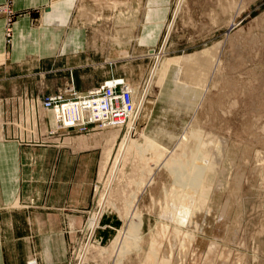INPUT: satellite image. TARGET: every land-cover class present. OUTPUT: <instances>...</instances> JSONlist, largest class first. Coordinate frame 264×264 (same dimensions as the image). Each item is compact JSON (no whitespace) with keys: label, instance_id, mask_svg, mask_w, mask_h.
<instances>
[{"label":"rangeland","instance_id":"rangeland-1","mask_svg":"<svg viewBox=\"0 0 264 264\" xmlns=\"http://www.w3.org/2000/svg\"><path fill=\"white\" fill-rule=\"evenodd\" d=\"M14 1L0 3L8 47L25 13L87 41L71 62L58 53L32 72L31 92L4 97L5 126L24 147L61 156L99 136L104 172L65 264H264V0H50L25 11ZM113 71L138 106L127 125L56 132L45 96L90 90ZM131 121L134 150L112 175Z\"/></svg>","mask_w":264,"mask_h":264},{"label":"crops","instance_id":"crops-1","mask_svg":"<svg viewBox=\"0 0 264 264\" xmlns=\"http://www.w3.org/2000/svg\"><path fill=\"white\" fill-rule=\"evenodd\" d=\"M49 1L15 0L14 8L25 11L40 8ZM59 7L63 9L64 5ZM54 9L47 17L54 18ZM32 25L29 14L20 17L8 47L4 20L0 18V118L3 120L0 121L3 128L0 133V264H32L35 261H28L33 257L37 259L35 264H65L68 255L63 250L83 223L88 224L87 216L92 215L90 211L96 198L95 186L104 172L103 160L98 157L95 146L99 136H95L97 139L76 136L64 145L69 149L61 156L54 147H24L16 138H11V129L5 126L12 122V112L6 108L4 97L31 92L32 72H47L50 59L58 53L64 56L70 51L66 54L68 63L71 62L73 57L81 55L75 49L87 41H82L84 34L74 30L37 29ZM111 77H115L114 71ZM4 82L9 85L4 86ZM46 116L51 121L54 118L50 112ZM99 135L101 140L107 132Z\"/></svg>","mask_w":264,"mask_h":264},{"label":"built area","instance_id":"built-area-1","mask_svg":"<svg viewBox=\"0 0 264 264\" xmlns=\"http://www.w3.org/2000/svg\"><path fill=\"white\" fill-rule=\"evenodd\" d=\"M131 88L123 77L108 78L86 93L71 83L45 96L42 103L45 110L53 113L56 132L123 127L138 107Z\"/></svg>","mask_w":264,"mask_h":264},{"label":"bare ground","instance_id":"bare-ground-1","mask_svg":"<svg viewBox=\"0 0 264 264\" xmlns=\"http://www.w3.org/2000/svg\"><path fill=\"white\" fill-rule=\"evenodd\" d=\"M7 10V9H6ZM178 13V12H177ZM158 65V64H157ZM156 65V66H157ZM157 68H158V66L155 68V71L157 70ZM155 71H153V74H152V76L150 77V79H149V83H150V81L152 80V78L154 77V75H155ZM158 71V70H157ZM153 81V80H152ZM148 87H150V85L148 86ZM147 90V89H146ZM148 91L149 90H147V92L145 91V95L146 94H148ZM144 102V101H143ZM142 106H143V104H141ZM42 106V105H41ZM142 106H141V108H142ZM139 110V109H138ZM141 110V109H140ZM47 111V110H46ZM135 112V111H134ZM139 112V111H138ZM52 115H53V113H52ZM55 119V118H54ZM134 122V121H133ZM133 124H135V123H133ZM132 124V121H131V123L130 124H128L129 126L127 127V130H126V132H125V135H124V138H123V142L121 143L122 145H121V147L119 148V152H118V154H117V156H116V158H115V160H114V163H113V167H112V170H111V174L112 175H114L113 174V172L116 174L117 173V171L120 169V165L122 164V162L125 160L124 158H125V155L132 149V147L134 146L133 145V143L132 142H129L130 141V136H131V129L133 128L131 125H133ZM134 126V125H133ZM116 127H118V126H116ZM132 127V128H131ZM135 127V126H134ZM71 133V132H70ZM128 142L129 143H131L130 144V146H129V144H128ZM165 146H167V145H165ZM135 147V146H134ZM134 147H133V150H134ZM119 168V169H118ZM110 181H111V179H110ZM109 181V182H110ZM105 194V193H104ZM103 194V198L100 200V202H99V205L102 207V210H104V211H102L101 212V214L103 213V212H105V207L107 206V202L105 201V195ZM107 197V196H106ZM107 203V204H106ZM98 214V213H97ZM101 214H99V216H101ZM97 217V216H96ZM93 219V218H92ZM96 223V220H94V223H93V227H94V224ZM98 223H99V220H98ZM97 225V224H96ZM138 225H139V223H138ZM97 227V226H96ZM92 230V229H91ZM138 237V236H137ZM83 251V250H82Z\"/></svg>","mask_w":264,"mask_h":264},{"label":"water","instance_id":"water-1","mask_svg":"<svg viewBox=\"0 0 264 264\" xmlns=\"http://www.w3.org/2000/svg\"><path fill=\"white\" fill-rule=\"evenodd\" d=\"M165 40H167V39H165ZM160 53H161V52H160ZM91 235H92V233H91ZM91 235L89 236V238H88L89 240H88V241H90V237H91Z\"/></svg>","mask_w":264,"mask_h":264}]
</instances>
